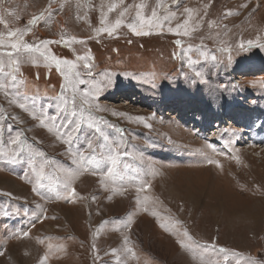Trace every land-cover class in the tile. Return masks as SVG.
I'll use <instances>...</instances> for the list:
<instances>
[{"label":"rangeland","instance_id":"1","mask_svg":"<svg viewBox=\"0 0 264 264\" xmlns=\"http://www.w3.org/2000/svg\"><path fill=\"white\" fill-rule=\"evenodd\" d=\"M0 17V264H264V0H2ZM17 30L70 64L15 52Z\"/></svg>","mask_w":264,"mask_h":264},{"label":"snow or ice","instance_id":"2","mask_svg":"<svg viewBox=\"0 0 264 264\" xmlns=\"http://www.w3.org/2000/svg\"><path fill=\"white\" fill-rule=\"evenodd\" d=\"M0 2H2V0H0ZM243 6H246V5H243ZM115 7H116V5L113 4L111 7H109V11H112ZM135 7L137 8L136 17L139 19L141 25H143L144 23L152 24L154 22V20L157 18V12H156L155 9H153V11H152V18L153 19L145 20V17L142 16V14H141V10L145 7V5L143 3H140V4L135 5ZM184 11H185V13H189L190 14L193 10L186 8ZM228 14H230V13H228ZM120 15L123 16L124 13L122 12ZM172 15L174 16L175 13H172ZM44 18H45L44 14L42 13L39 16H33L31 18V20H29L28 23H29V25L36 24L39 20H43ZM165 19H168V17H166ZM102 21H103V17H102ZM0 23H4L3 17H0ZM122 23H123L122 19L117 18L115 20V23L112 24L110 27H104L102 29H96V31L97 32H100V31L107 32L109 35H111L118 27L121 26ZM187 24H188V21L186 20L183 25H178L177 27L178 28H185V34H188V32H187ZM127 26L136 35L146 34V33H142L141 31H138L137 30V24H135V23L128 24ZM157 26H159V25H157ZM169 31H172V29L170 28ZM18 32H19V30H17V31H9L7 33V35L9 37H16L15 42L11 43V45H10L11 48L13 50H15V52H20L21 50H23L25 52H32V51L40 52V54L42 56H44L45 60H50V61L54 62L56 67H57V69L60 68L61 64H70V62L68 60L58 58L54 54L50 55L47 52V46L50 45L51 43H54V41L42 40V41H40L39 44L25 43L23 41V34L18 35ZM73 39H75V38H73ZM80 42L82 43L83 41H80ZM65 43H67V41H65ZM177 43H179V41H177ZM3 44H4V34L0 33V46H2ZM248 44H249V46H252V41H249ZM11 54L12 53H9V55H11ZM2 71H3V68L0 67V72H2ZM13 79H15V78L13 77ZM81 83H83V81H81ZM85 103H87V100H85ZM20 107L24 108V105L21 104ZM138 119L142 120L143 117H138ZM40 123L43 125L44 121H41ZM48 130L51 131V128H49ZM15 142L16 141H13V143H15ZM89 147H91V144L89 145ZM208 147L211 148V150L213 152L216 151V149L214 147H212L211 145H208ZM113 162H115V161H113ZM213 162H215V161L210 158L209 159V163H213ZM72 175H74V174L73 173H69L70 177ZM33 190L36 191V189H33ZM161 226L164 227V225H161ZM24 235L27 236L28 233H24ZM185 235H187V232H185ZM125 240H127V238H125ZM182 246H184V245L182 244ZM221 250L224 251V249H221Z\"/></svg>","mask_w":264,"mask_h":264}]
</instances>
